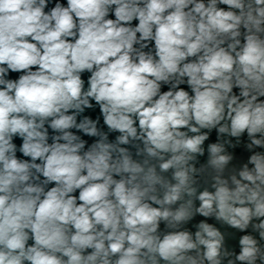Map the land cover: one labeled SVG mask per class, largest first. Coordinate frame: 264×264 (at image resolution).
Instances as JSON below:
<instances>
[{"label": "clouds", "instance_id": "9594fccd", "mask_svg": "<svg viewBox=\"0 0 264 264\" xmlns=\"http://www.w3.org/2000/svg\"><path fill=\"white\" fill-rule=\"evenodd\" d=\"M0 264H264V0H0Z\"/></svg>", "mask_w": 264, "mask_h": 264}, {"label": "water", "instance_id": "95a60500", "mask_svg": "<svg viewBox=\"0 0 264 264\" xmlns=\"http://www.w3.org/2000/svg\"><path fill=\"white\" fill-rule=\"evenodd\" d=\"M13 75H15V74H13ZM185 87H186V86H185ZM165 90H166V89H165ZM98 112H99V109L97 108L96 111H94V112H89V113H87V114H90V115H92L93 118H95V116L98 114ZM84 138H85V139H89L88 137H84ZM212 139L215 140V133H213ZM16 142L19 143L20 141L17 140ZM90 142H91V141H90ZM237 154H238V155H244V156L247 155L246 153H242L240 149H237ZM200 219H204V218L198 216V217H196V220L193 221V223L199 221ZM209 222L212 223V222H214V221H211V220H210ZM189 227H191V225H189ZM193 231H194V229H193ZM238 235H240V234L238 233L237 236H238ZM229 244H231V245H236V244H237V240H235V239L230 240V241H229ZM236 250L239 251L238 247H237Z\"/></svg>", "mask_w": 264, "mask_h": 264}]
</instances>
